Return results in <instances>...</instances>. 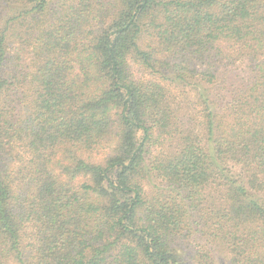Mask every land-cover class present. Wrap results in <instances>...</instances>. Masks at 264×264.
Here are the masks:
<instances>
[{"label":"trees","instance_id":"1","mask_svg":"<svg viewBox=\"0 0 264 264\" xmlns=\"http://www.w3.org/2000/svg\"><path fill=\"white\" fill-rule=\"evenodd\" d=\"M0 264H264V0H0Z\"/></svg>","mask_w":264,"mask_h":264}]
</instances>
